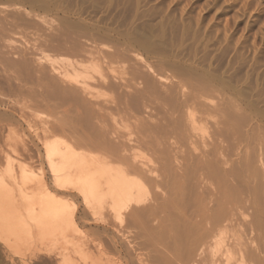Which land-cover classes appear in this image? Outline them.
Returning <instances> with one entry per match:
<instances>
[{"label": "bare ground", "instance_id": "obj_1", "mask_svg": "<svg viewBox=\"0 0 264 264\" xmlns=\"http://www.w3.org/2000/svg\"><path fill=\"white\" fill-rule=\"evenodd\" d=\"M2 7L4 22L19 24L22 12ZM37 15L20 29H34L25 35L47 61L33 69L20 48L18 61L0 57L5 250L23 264L41 252L55 264H264V109L237 103L236 83L191 57L169 59L136 30L62 16L52 34ZM47 65L54 78L40 84ZM40 105L48 114L31 116L35 125L26 109Z\"/></svg>", "mask_w": 264, "mask_h": 264}, {"label": "rangeland", "instance_id": "obj_2", "mask_svg": "<svg viewBox=\"0 0 264 264\" xmlns=\"http://www.w3.org/2000/svg\"><path fill=\"white\" fill-rule=\"evenodd\" d=\"M10 1H12V2H10ZM31 1L33 4L31 3ZM4 2H6L7 4L6 3L1 4ZM36 2L38 4L39 3L40 4L38 5ZM0 4H1L0 5L1 7H2V5H4V6L7 5L8 10H14L12 7L14 5L15 9L19 10V12H22L21 15H19V17H17L18 20L16 19V21H18L17 23H19L20 25L22 24V25L20 26L19 24H17L18 26L16 25L14 27L8 26L7 24L9 22L8 23L4 22V19H3V17H5L4 13L0 14V18L3 19V20L0 19L1 20L0 22H2V24H0V27H2V28H0V30L6 28L5 31H3V30L0 31L1 32L0 34H2V35H0V37L2 36L1 37L2 40L0 39L1 40L0 41L1 42L0 43V45H1L0 46V53L2 52L4 54L3 55L1 53L2 55L0 54V57L5 56L6 59L10 60L12 58L11 60L14 61L15 60L14 57H17L19 55V53L23 55L26 52H27V54L30 52V55L28 54V56L30 57V59L33 60V61L31 60L32 62L30 61L29 57L26 56L27 54L25 55V58L28 59L27 61L30 62V63L28 62L29 66L31 68L35 69V68H38L35 66V65H38L37 64L38 62L43 65V63H42L43 58L41 59L39 57V55L41 56L42 54H40V52H39V55L37 56L36 53H38V52H35L36 50L34 51V48L32 46V45H34V42L31 40V39H33V37L30 35L29 36L25 35V34H29L26 32L27 31L29 32V30L31 31L33 28L32 29L30 28L28 30H21L23 28L24 29L29 28L28 23L31 27L32 26L31 24H33L32 22H34V20L35 21L39 20V18L37 19L35 17V15H37V14H38L37 17L40 16V19L42 17V19L45 20L44 22L40 23L41 26L44 27V28L43 27L42 28L44 30L46 29L47 31L46 30L45 31L48 33H49L50 28H51L50 32L52 31L51 32L52 34L56 33L57 29L60 28L58 24H60V26H61V19L63 20L64 19L63 17H65L64 20H66L68 18L67 20L72 21L73 23L74 22L77 23V20H78V22H79V20H84L87 22L90 21L89 23H93L95 25L97 24L98 26L100 25L101 27L113 29L115 31L117 30L118 32H122V33H130L132 31L136 30V31H138L136 33H138V34L140 33L139 36H142L143 39L146 42H148L147 44H149V45L151 44L150 48L152 46L154 48L153 50L157 49L159 51L164 52L165 54L166 53L169 54V55H167L169 57V59L172 57V54L174 53L173 57L171 59H173L175 56H178V57H175V60L179 61V62L181 61V63H184V65L188 66L190 64V62H188L189 60L191 61V64H193L192 61H194V64H196L198 61L200 66L197 65L198 63L196 65L199 68H202L201 66H203V68L206 70H211L213 72L215 71L213 76L214 75L220 76L219 77L220 79L218 77H216V79H219L222 83L225 81L224 84L226 83V86H227V83L229 84V86H230V83H232L231 85H234L236 83L237 85L235 84L234 85L235 87L233 86V87H231V89L235 88L234 91H236V92H234V91L233 92L236 94L237 98L235 100L237 101V103H239L241 105L247 103V106L251 105L254 107L256 105V107H255L256 109H257V106L260 109L261 108L264 109V102H263L264 101V95H263L264 94V64H263L264 63V0H216V1L215 0H28V1L27 0H0ZM18 4H19V6H18ZM41 4L43 5V7ZM17 6H18V8H17ZM21 7H23V8H21ZM2 8H5V7H2ZM30 10H32V11H30ZM30 12L33 15L30 14ZM182 12H183V14H182ZM245 13H247V15L249 14V16H247ZM56 14H57V16H56ZM66 16H68V17H66ZM33 18H34V20H33ZM24 20H26V22H28V23L26 24L24 22ZM41 21H39V22H41ZM47 22L49 23V25ZM36 23H38V21ZM3 24H4V26L5 25L6 26L4 27ZM24 24H26V25H24ZM50 25H51V27H50ZM26 26H27V28H25ZM53 26H56V27H53ZM210 26H212L213 28ZM8 27L13 28L14 30L11 28H8ZM216 27L218 30L216 29ZM52 28L54 30H52ZM55 28H57V29H55ZM213 29L215 31H213ZM128 30H129V32H128ZM33 31H34V29H33ZM33 31H31V33ZM209 31H212V32H209ZM226 31L228 32V36L226 34L227 33ZM11 32H14L15 34H12ZM20 32H21V34H20ZM215 32H216V34H215ZM22 33H23L24 37H23ZM143 34H145V35H143ZM218 34H219V36H218ZM231 34L232 35L234 34V36H233L234 38L232 37ZM3 35L8 39L4 38ZM218 40H219V42H218ZM242 41H243V43H242ZM163 42H164V44H163ZM223 42H226V43H223ZM227 42H230V43H227ZM233 42H235V43H233ZM237 42L239 44H237ZM244 45H246V46H244ZM160 46H161V48H159ZM165 46H166V48H165ZM12 48L15 50H12ZM162 48L163 49L165 48L164 51ZM188 48L191 49V51H189ZM195 48L198 50H196ZM246 48H248V49H246ZM250 48L252 50H254V49L255 50L252 51ZM18 50H20V51H18ZM206 50L208 53L206 52ZM21 51H23V52H21ZM172 51H174V52H172ZM13 52L15 53V55L17 54V56H15L13 54ZM175 53L176 54L178 53V54L175 55ZM9 54L10 55L12 54L13 56L12 55L10 56ZM32 54H33V56H31ZM45 54H47V52L44 53V56H47L51 59L56 58V60H57V58H58V56L56 57L53 53H51V54H53V55H51L48 52L49 56H48V54L47 55H45ZM7 55H8V58H7ZM179 55L181 56L182 60L180 59ZM191 55H193V56H191ZM197 55H198V57H197ZM182 56H183V58H186L185 60L189 59L190 57L192 60L189 59L187 61V63H189V64H187L184 61V59L182 58ZM185 56H187V57H185ZM204 56H207V58ZM38 57L40 58V61H37V63H36V60ZM193 57L195 60L193 59ZM64 58L65 57H62V59H64ZM17 59L18 60L20 59V55L16 58V60ZM59 59L61 60V57ZM59 59L57 61H60ZM45 60L46 59L44 58L43 62ZM207 60L209 63L207 62ZM231 60H232V62H231ZM233 60H235V61H233ZM54 61H55V59H54ZM228 61H230L231 63ZM222 62H223V64H222ZM235 62H237V63H235ZM46 63L47 62H45L44 64L46 65ZM47 64L49 65V63H47ZM191 64L189 66H191ZM230 64H232L233 66H231ZM48 65L44 66V68H42V69H44V71L41 69V71H43V72H41L43 74V75H41L43 78L37 79L38 81L42 80L41 82L39 81L40 84L43 83L44 85L45 84L47 85V83L51 82V80L54 78L53 77L54 75L51 74L52 72H50L51 69L48 67ZM33 66H35V67H33ZM216 66H217V68H216ZM238 66H240V67L238 69H236ZM47 67L50 70H48ZM241 67H243V68H241ZM253 67H256V69ZM247 68H249V69H247ZM223 69H225L226 72ZM227 69L228 70L230 69L229 73H228ZM255 70H256V72H255ZM36 71H37V69H36ZM44 72H45V74H44ZM47 72H48V74H47ZM247 72H249V73H247ZM209 73H211V72H209ZM228 74L230 75V77ZM239 74H241L240 75V76H242L241 78H240ZM34 75H35V77H36V75H37V77L38 76L41 77L40 73L38 74L35 72ZM34 75L32 76V78L34 77ZM48 75L50 77H53V78L50 80V77ZM47 76H48V78H46ZM249 76H251V77H249ZM244 78H245V80H244ZM33 79H31V82H32V84H34L33 85L34 88L36 89V87H37V89L39 88L38 90L40 91L41 88L38 85L39 84L38 81L33 82ZM46 79H47V81H46ZM229 80H232V81L229 82ZM256 81H258L259 83H257ZM53 83H55V81H53ZM50 85H51V83H50ZM33 86H32V90H33ZM61 86H59V87H61ZM258 86L260 87V90H259ZM41 87H44V86L41 85ZM63 87H64V84L61 88H63ZM37 89L35 91L37 93H39V91ZM46 89H48V86L45 88V90ZM248 90H250V92ZM261 90H263V91H261ZM43 91H44V89H43ZM238 91L239 92L243 91L242 93H239V97H238V93H237ZM40 92H42V91H40ZM45 93H46V91H45ZM43 94H42V97L45 96ZM246 94H247V96H245ZM258 95H259V97H258ZM246 97H247V100H246ZM261 97H263V98H261ZM238 98L240 99V101ZM249 100H251V101H249ZM248 101L251 103H253V102L254 103L251 104ZM261 102H263V103H261ZM33 103L35 104L36 102L34 101L31 104L33 105ZM30 105H29V107H30ZM32 105L30 108L34 107L36 109V107H38V106H32ZM15 106H17L18 109H19V107H21V105H15ZM40 107H41V105L39 106V108ZM42 108H40L39 111L36 110L37 113L35 111H33L32 109H30V110H29V108L26 109L29 113L31 111L32 114L30 113V116L25 109L24 110L26 112L25 111L24 112L27 113V116H29V118H30V119L29 118L28 119L31 120L32 123H34V124L36 123L38 125L39 121L36 118H32V117H38L40 114L43 113L42 118L44 119V117H45L44 114L47 115L48 113L47 112L44 113V111H47V110H45V108H43V109ZM39 117H41V116H39ZM36 127H39V126H36ZM24 129H25V133H26L25 135H29L26 137V140L28 139L27 141L31 142V143L28 142V146L31 150L32 149L31 147H33V144H36V141L33 138V136L30 133H28V130L26 129L25 126H24ZM30 139L31 140L33 139V140L31 141ZM32 142H33V144H32ZM33 149L31 150V152H33V154H34L35 148L33 147ZM0 246H1L0 247V264H16V263L17 264H23V263H21L18 256H16V255L14 256V255L10 254L7 250H5V247L3 246V244L1 242H0ZM46 256H47L46 253L41 252V253H39V256H38L39 259L37 258L34 261H31V262H29V264H55L53 255L52 256L48 255L47 257ZM18 261H20V262H18Z\"/></svg>", "mask_w": 264, "mask_h": 264}]
</instances>
